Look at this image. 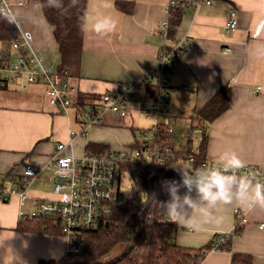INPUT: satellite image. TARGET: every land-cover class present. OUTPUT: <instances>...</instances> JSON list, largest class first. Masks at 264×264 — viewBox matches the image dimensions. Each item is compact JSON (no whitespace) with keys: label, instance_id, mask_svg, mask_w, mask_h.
<instances>
[{"label":"crops","instance_id":"obj_1","mask_svg":"<svg viewBox=\"0 0 264 264\" xmlns=\"http://www.w3.org/2000/svg\"><path fill=\"white\" fill-rule=\"evenodd\" d=\"M19 1L22 5L11 2V7L0 10V14L13 19L41 68L49 74L57 73L59 54L53 26L47 23L38 0ZM210 1L209 6L188 8L174 31L173 39L182 40L184 47L169 76L167 111L174 128L169 141L178 148L190 142L195 148L205 135L207 160L217 163L219 154L235 152L244 165L264 170V0ZM166 2L86 0L80 77L64 82L76 89L66 112L49 105L42 84L19 89L0 83L5 85L0 88V180L18 175L29 162L44 166L59 143L66 144L77 157L87 153L88 142L125 153L137 131L153 126V119L145 116L137 96L128 101L125 118L106 113L100 125L86 127L83 133L84 125L76 114L98 101L115 83L139 82L154 68L161 45L157 29L166 19ZM232 14L237 18V28L226 33L224 25ZM101 15L115 24L113 32L103 36L87 27ZM226 48L230 49L227 54ZM0 50L13 51L9 43L1 42ZM225 84L231 87L230 107L211 122L193 119L195 112ZM144 86L146 95L152 96L153 82L148 80ZM21 91L28 94L22 96ZM78 94L89 98L82 109L76 107ZM49 173L41 170L23 201L18 196L0 201V264H37L39 260H59L66 255L67 240L60 233L16 229L19 218L30 214L38 199L60 198L52 191ZM192 195L195 197V192ZM235 212L244 216L246 224L237 227L228 239L230 249H211L199 264H230L231 252L250 255L252 264H264V209L258 206L234 201L218 205L211 211V218L199 210L180 221L167 215L166 220L176 224L172 243L187 248L211 245L215 234L235 227Z\"/></svg>","mask_w":264,"mask_h":264},{"label":"built area","instance_id":"obj_2","mask_svg":"<svg viewBox=\"0 0 264 264\" xmlns=\"http://www.w3.org/2000/svg\"><path fill=\"white\" fill-rule=\"evenodd\" d=\"M11 2L22 5L19 0H0V10H8ZM210 4V0H167L166 19L159 22L157 29L161 45L154 68L139 82L115 83L98 101L93 102L86 110L77 112V120L84 125L83 133L86 127L100 125L102 116L106 113L125 118L128 101L139 97L145 116L152 118L154 124L135 133L134 142L127 152L108 150L97 154L85 153L77 157L69 152L66 144L59 143L44 166L29 162L21 167L18 175H8L0 180V201L7 202L14 195L24 199L28 187L41 170L50 172L52 191L59 194L60 198L36 202L35 209L26 217L30 220L49 218L52 226L67 240L66 254H79L84 247L83 234L96 228L102 217L111 214L110 203H117V185L122 186V178L128 177L127 173L119 175L120 166L138 164L146 168L150 175L167 173L171 174L168 180L176 181L180 180V176L170 166L191 172L218 166L206 158L197 163L193 156L178 153L179 148L169 141L174 128L167 111L172 64L184 47L182 40L170 39L171 21L176 14H184L190 7ZM236 28L237 18L232 14L225 23L224 30L229 33ZM11 49L12 53L0 51V83H10L19 89L30 84H42L49 105L60 112H66L71 105V95L75 93V87L64 85L65 79L60 74L45 72L21 36L11 43ZM229 51L226 48L224 53ZM148 80L153 82L155 88L152 96L145 93L144 83ZM236 174L264 183V170L258 167L245 165ZM235 218L236 225L232 230L215 234L212 249H223L228 239L235 235L236 228L246 224L242 214L235 212ZM163 223H167V220H163Z\"/></svg>","mask_w":264,"mask_h":264},{"label":"trees","instance_id":"obj_3","mask_svg":"<svg viewBox=\"0 0 264 264\" xmlns=\"http://www.w3.org/2000/svg\"><path fill=\"white\" fill-rule=\"evenodd\" d=\"M47 23L53 26V36L58 45L59 62L56 72L66 81L80 77V62L84 38L86 0H60V6H53L51 0H38ZM120 7V4H119ZM181 13L172 21L169 37L180 21ZM20 36L13 19L0 14V42L11 43ZM1 51V50H0ZM2 86V87H1ZM5 85H0L4 88ZM95 100L92 97V101ZM77 109H82L89 98L78 94ZM94 102V101H93ZM92 102V103H93ZM231 104V87L223 85L195 112L193 119L211 122L224 113ZM205 135L192 148L190 142L178 150L179 154L193 156L197 163L205 159ZM87 153H104L108 147L88 142ZM127 173L129 187L117 185V203H110L111 214L102 217L97 227L83 234L84 247L79 254H66L59 260H39L37 264H199L211 245L201 248H187L172 243L176 224L163 223L167 214L156 201L167 200L160 182L168 180L171 174L150 175L138 164H124L119 175ZM16 229L24 232L58 234L49 218L28 219L20 217ZM223 249H230L227 241ZM230 264H252V257L242 253H230Z\"/></svg>","mask_w":264,"mask_h":264},{"label":"clouds","instance_id":"obj_4","mask_svg":"<svg viewBox=\"0 0 264 264\" xmlns=\"http://www.w3.org/2000/svg\"><path fill=\"white\" fill-rule=\"evenodd\" d=\"M51 3L60 6V0H51ZM87 27L103 36L113 32L115 24L111 18L101 15ZM216 159L218 166L201 168L195 172L170 166L178 171L180 180L161 181V190L168 199L156 201L167 215L180 221L186 219L193 210H199L211 218V211L218 205H230L234 201L264 209V183L236 174L245 166L239 156L235 152L226 151Z\"/></svg>","mask_w":264,"mask_h":264},{"label":"rangeland","instance_id":"obj_5","mask_svg":"<svg viewBox=\"0 0 264 264\" xmlns=\"http://www.w3.org/2000/svg\"><path fill=\"white\" fill-rule=\"evenodd\" d=\"M22 92V96H25L26 94H28L27 93V91H21ZM26 92V93H25ZM28 103H30L28 100H26ZM58 111V110H57ZM58 112H60V111H58ZM61 113H63V112H61ZM81 124V123H80ZM122 186L123 187H125V188H128L129 187V180H128V177H126V176H124L123 178H122ZM15 196V195H14ZM11 197H13V196H11ZM27 196H25V198H26ZM24 198V199H25ZM24 199H21L22 201L24 200ZM40 200L38 199V201L37 202H39ZM37 205V204H36Z\"/></svg>","mask_w":264,"mask_h":264}]
</instances>
